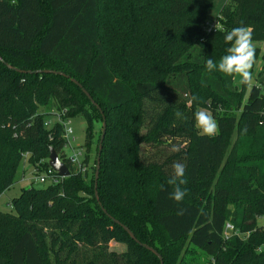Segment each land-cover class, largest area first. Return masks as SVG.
I'll use <instances>...</instances> for the list:
<instances>
[{
  "label": "trees",
  "instance_id": "trees-1",
  "mask_svg": "<svg viewBox=\"0 0 264 264\" xmlns=\"http://www.w3.org/2000/svg\"><path fill=\"white\" fill-rule=\"evenodd\" d=\"M214 1L0 0V195L24 155L44 172L52 148L70 171L60 185L22 189L12 212L0 211V264H160L113 220L163 264H264V55L255 49L263 65L248 93L236 75L204 66L225 54L233 27L264 40V0H226L208 32ZM41 71L75 79L102 114L70 79ZM208 101L224 110L211 137L194 120ZM40 108L82 116L88 152L105 121L97 197L110 217L94 198L97 147L91 174L74 172L60 126L47 130ZM175 162L186 166L179 203L167 183ZM226 224L247 239H226Z\"/></svg>",
  "mask_w": 264,
  "mask_h": 264
},
{
  "label": "clouds",
  "instance_id": "clouds-1",
  "mask_svg": "<svg viewBox=\"0 0 264 264\" xmlns=\"http://www.w3.org/2000/svg\"><path fill=\"white\" fill-rule=\"evenodd\" d=\"M216 30V25H215ZM223 30V29H221ZM254 29L251 26H237L227 31L223 37L227 47L226 52L222 55L219 61H214L211 58L205 60V68L209 71H218L227 76L238 75L242 84H249L253 80L252 68L255 63V45L253 40ZM23 82V81H22ZM198 99L192 96L189 103L195 102ZM175 117L177 119H186L184 113L176 110ZM194 120L196 127L203 135L214 136L218 132V124L213 118L212 114L207 110L201 108L194 113ZM246 131V129L244 130ZM179 149L175 146L173 151ZM186 166L181 162H175L172 165V174L167 180L169 185L173 186V191L169 194V198L179 203L183 201L188 194L186 188H182L187 181L184 179ZM163 188V186H161ZM179 215H183L181 210Z\"/></svg>",
  "mask_w": 264,
  "mask_h": 264
},
{
  "label": "rangeland",
  "instance_id": "rangeland-1",
  "mask_svg": "<svg viewBox=\"0 0 264 264\" xmlns=\"http://www.w3.org/2000/svg\"><path fill=\"white\" fill-rule=\"evenodd\" d=\"M226 3V0H215L213 5L211 6V10L209 11L208 13V20L211 21L212 19H214V17L218 16L219 15V12L222 8V6ZM14 16H16V14H14ZM14 28H17V22L16 24L14 23ZM23 34V31H21V36ZM19 36V37H21ZM18 37V36H17ZM18 37V38H19ZM17 38V39H18ZM15 39V37H14ZM13 39V41H14ZM255 47L258 48V46L260 44H255ZM262 54L263 55V49H262ZM261 60V59H259ZM258 60V61H259ZM257 61V63H258ZM257 65V64H256ZM254 64L253 68H252V73L254 74L255 71H256V66ZM241 80H240V77L238 75L235 76L234 78V84L239 86L238 90H240L241 86H242V83H240ZM246 95H244V98L243 100L245 101L246 99ZM201 108H199L198 110H200ZM203 109H207L211 114L212 116L214 114H221L222 112H224L222 106H216V105H212V103L210 101H208L205 105V107ZM46 109L44 108H40L39 111L42 113H50L49 116H47V118L45 119L46 121H49L51 123H54L56 122V118H55V114L57 112H54V110H49V111H45ZM214 118V116H213ZM215 119V118H214ZM86 120H84V118L82 116H76L74 117L73 119H71V125L70 127L72 128V136L75 137V140H74V143H73V147H75L77 150L81 151L82 152V160H85V157L87 156V154L89 155V163L87 164V167H88V172L89 174H91V165L94 161V157L96 156V147H98V144H99V140H100V131H101V123L100 122H97L95 125H94V131H93V138H92V141L90 143V148H89V152L86 150V147H85V142H86V136H85V130H86ZM197 128V127H196ZM198 131H200L198 128H197ZM99 133V135H98ZM97 139H98V142H97ZM235 139V135H233V138L231 140V143L234 141ZM70 152H67V155H69ZM28 157V156H27ZM27 157H23V161L20 163L19 165V168H18V171L16 173V177H15V180H14V183H13V186L5 191L3 194L0 195V211L1 212H4V213H11L12 212V208L10 206V203L11 201L18 197L21 193V190L22 189H26V188H29V186H34L36 188H39V189H44V187H47L49 185V183L45 182L44 184H40L38 182V178L40 176H44V173L43 174H39L37 175V173H39V171H37L35 168H33L28 162H27ZM257 223L261 226L264 227V218H260L257 220ZM264 231V230H263ZM233 236H239L241 237L243 240L247 239L248 236L246 235H240L239 232H237V234H231L230 231H227V230H224V237L227 239V238H230V237H233ZM126 244H121V243H118L116 241H111L109 242V248L110 250L112 251H115L117 253H122L125 251L126 249ZM192 248L189 247L187 245V243L183 246L182 248V251H190ZM213 260H209V259H205L203 258L202 259V264H212Z\"/></svg>",
  "mask_w": 264,
  "mask_h": 264
},
{
  "label": "built area",
  "instance_id": "built-area-1",
  "mask_svg": "<svg viewBox=\"0 0 264 264\" xmlns=\"http://www.w3.org/2000/svg\"><path fill=\"white\" fill-rule=\"evenodd\" d=\"M215 25L216 23L214 22H212L211 24L208 23L207 31L210 32L212 29H215ZM54 116L56 118V122L51 123L45 120L44 127L47 130H50V129H54L55 127L60 126L61 136L63 139L62 152L64 154L65 160L67 161L69 166L73 168L74 172L78 174H85L88 170V167L83 163L84 160H82V152L77 150L75 147H73L75 137L72 136L73 132H72V128L70 127L71 119L65 118L64 112L56 113ZM67 152H70V154L67 155ZM27 156L28 155H24L23 157H27ZM43 173H44V176L43 177L40 176L38 178V182L40 184H44L45 182H47L51 186H57V185H60V181L63 179L62 177H58L57 173L49 166H48V169L44 170V172L37 173V175L43 174ZM225 230L230 231L232 235L237 234L234 227H232L231 225L226 224ZM263 230H264V227H263ZM246 236H248V234H246ZM212 264H215L214 261L212 262Z\"/></svg>",
  "mask_w": 264,
  "mask_h": 264
},
{
  "label": "water",
  "instance_id": "water-1",
  "mask_svg": "<svg viewBox=\"0 0 264 264\" xmlns=\"http://www.w3.org/2000/svg\"><path fill=\"white\" fill-rule=\"evenodd\" d=\"M0 61L3 62V60H1L0 58ZM4 63V62H3ZM15 71H18L20 72L19 70L17 69H14ZM35 74H41V73H45V74H53L55 76L57 75H61V76H65L66 78L70 79V77L66 76L65 74L57 71V72H53V71H41V72H34ZM70 81L72 83H74L79 89L82 90L83 94L85 95V97L90 101L91 104H93L96 109L101 113L100 111V108L97 104L94 103V101L91 99L89 93L86 92L85 89H82L81 85L75 80V79H70ZM105 128H106V123L105 121L103 122L102 124V130H101V137H100V140H99V144H98V147H97V156H96V168H95V173H94V198H96V201L98 202V205L100 207V209L102 210V213H104L107 217H110L109 214H107L105 212L104 209H102L101 207V204L99 203V197H97V185H98V178H99V172H100V156H101V153H102V144H103V141H104V138H105ZM49 158H48V166L50 168H52L58 175V177H62V178H68L70 176V171L68 169V167L65 166V164L61 161V159L59 158L58 154L52 149L50 148L49 149ZM115 224L119 225L121 228H123V230H125L129 237L134 240L139 246L141 245L144 249H146L147 251H149L150 253H152L155 257H157L160 261V264H163V259L161 258V256L157 253L156 250H154L153 248L145 245V244H142V243H139L138 241H136L133 233L128 229L126 228L124 225L122 226L118 221L116 220H113Z\"/></svg>",
  "mask_w": 264,
  "mask_h": 264
},
{
  "label": "crops",
  "instance_id": "crops-1",
  "mask_svg": "<svg viewBox=\"0 0 264 264\" xmlns=\"http://www.w3.org/2000/svg\"><path fill=\"white\" fill-rule=\"evenodd\" d=\"M217 17V16H216ZM216 17H214V19H212L211 21H209L208 20V23H212V22H214V20H215V18ZM255 44H260L259 46H258V48L257 47H255V49H257L258 51H259V53H261L262 54V49H263V53H264V40L263 41H259L258 43H255ZM264 55V54H263ZM256 66H255V68H256V71H255V73L253 74V80H252V82L251 83H249V87H248V90H247V93H248V91L250 90V88L253 86V85H255L256 84V79L258 78V75H259V72L261 71V67H262V65H263V62H262V60H259L258 61V63H257V61L254 63ZM254 66V65H253ZM241 83V82H240ZM236 87L237 88H239V86H237L236 85Z\"/></svg>",
  "mask_w": 264,
  "mask_h": 264
}]
</instances>
